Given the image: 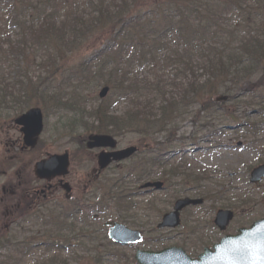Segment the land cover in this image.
<instances>
[{"label": "rangeland", "instance_id": "374dc122", "mask_svg": "<svg viewBox=\"0 0 264 264\" xmlns=\"http://www.w3.org/2000/svg\"><path fill=\"white\" fill-rule=\"evenodd\" d=\"M31 1L35 4L37 0ZM242 2V12L251 19L256 16V23L263 27L264 0ZM242 12H229L222 20L218 19V25L233 27L241 21ZM6 18V13L1 12L0 39H15L16 30L7 22L9 17L7 21ZM83 43L73 49L69 66L82 62H87L89 67L94 66L96 52L104 46L105 37L93 34ZM183 52L179 48L175 53ZM171 64L155 67L145 62L134 64L130 78L140 85L153 84L159 78L162 83H167L162 84H166L162 87L166 92L165 97L172 94L178 98L180 90H175L174 85L169 86V81L173 80L174 84L181 85L180 88L183 89L187 80L183 75L176 77L175 68ZM13 68L12 60L0 58V75H7L3 86L0 81V174L8 171L6 175L0 176V190L11 179L29 180L35 161L67 152L70 166L66 180L70 183L72 193L68 201L61 191L48 194V199L52 202L48 205L53 213H40L39 219L37 217L36 221L20 224V227L8 226L10 231L8 227L3 228L9 225L10 218L7 221L1 217L0 264H136V250L157 252L170 247L181 248L187 256L195 259L203 248H210L223 235L233 233L240 225L264 217V179L257 185L249 183L251 169L264 164V105L257 106L254 103L256 94L246 97L240 95L247 90L246 87L253 84L241 85L240 92L227 102H215L219 105L216 109L209 106L214 103L215 98L223 95L221 93L212 96L209 101L205 97L202 104H206L208 108L205 107L204 112L199 114L197 112L200 107L197 103L181 108L180 117L175 119L172 127H166L165 131L153 135L152 139L132 131L121 133L115 137L116 148L135 145L141 153L118 166H111L94 180L99 150H88L85 144L88 136L95 134L91 129L95 126L93 111L100 101L98 93L103 84L85 88L79 103L70 110H66V107L60 110L61 107L58 106H64V103L56 105L47 101L43 104L38 98L32 99V102L31 98H25L29 105H26L27 109L32 107L41 110L43 130L37 147L32 152L20 155L18 162L9 164L10 155L7 150L19 138L13 120L21 111L26 110L22 108L24 105L14 103L16 100H23L19 99L18 89L14 86L16 78ZM198 75L201 76L200 73ZM42 76L43 74L33 70L27 78H32L31 82H35L36 78ZM90 76L89 83L95 84L94 81L90 82ZM257 87L263 90L264 82L257 84ZM58 92L64 96L70 94V91L62 89ZM130 92L135 96L132 99L136 96H141V101L150 98L148 100L152 101L154 113H157L155 110L159 105V98L152 99L146 89H133ZM112 94L109 90L106 96L113 103L110 111L112 114L122 115L130 107L129 102L123 99L117 101V92ZM258 101L259 99L256 102ZM239 124H243L242 127H238ZM249 128L257 130L248 134ZM167 133L171 134V140L167 138ZM158 153H164L168 160L160 166L148 168L146 172L151 173V176L137 180L132 175H126L139 162L150 167V164L147 165L148 161L157 157ZM12 172L17 174L12 176ZM120 177L123 178L116 185L119 191L112 193V200L100 198L99 189L112 188L113 180ZM149 181H162L166 188L164 191L144 192L140 188ZM118 192L128 198L121 209L118 208L121 205H116L114 197ZM185 197L203 198L204 203L198 208L182 211L180 227L174 230H157L155 227L161 216L171 211L175 200ZM218 209H230L235 214L233 223L224 233H219L210 226ZM121 218L127 221L124 222ZM107 221L139 231L142 235L141 243L126 247L112 244L107 238L108 229L103 226ZM28 246L30 251L25 253L23 248Z\"/></svg>", "mask_w": 264, "mask_h": 264}, {"label": "trees", "instance_id": "16d2710c", "mask_svg": "<svg viewBox=\"0 0 264 264\" xmlns=\"http://www.w3.org/2000/svg\"><path fill=\"white\" fill-rule=\"evenodd\" d=\"M241 2L80 0L74 3L69 0H37L34 4L31 0H0V13H6L9 17L6 21L16 30L15 39H0V58L14 62V86L18 89L19 99L23 100L14 103L26 108L25 98H31V102L38 98L43 104L47 101L56 105L64 103V106H58L60 110L64 107L70 110L79 103L85 88L103 84L113 92L112 95L117 92V101L126 100L130 107L118 116L111 113L113 103L107 98L99 101L92 118L95 126L91 129L95 134L115 138L125 131H132L151 139L166 127H172L175 119L180 117L181 108L197 103L199 114L207 107L202 104L205 97L209 101L221 93L234 98L244 83L253 86L246 87L247 90L240 95L256 94L255 100L259 101L254 103L262 106L264 89L257 84L264 82V26L256 23V16L251 19L242 12ZM234 11L243 14L238 24L231 28L218 25L219 18L222 20ZM93 34L105 37L104 46L96 52L95 65L89 67L87 62H82L69 66L73 49L82 46L83 41H88ZM179 48L184 50L183 54L175 53ZM141 62L151 67L172 63L175 76L183 75L187 80L183 89L173 80L169 81V86L174 85L175 90H180L179 97L171 94L166 98L162 87L167 83L163 82L166 84L162 86L159 78L148 85L132 81L133 65ZM33 70L43 74L35 82L27 78ZM88 74L91 75L90 82L95 84L89 83ZM6 76L0 75L1 86L5 84ZM59 89L70 91V94H59ZM133 89H146L152 99L159 98L157 113H154L150 98L141 101V96H136L132 99L135 97L130 92ZM209 107L216 109L219 105L214 102ZM170 136L167 133L168 139ZM161 161L158 155L148 161L150 167L139 162L126 175L137 180L146 179L151 176L146 170L160 166ZM122 178L113 180L112 188L99 189L100 198L112 200L111 195L119 191L116 185ZM114 197L116 205H121L120 209L128 199L120 192ZM23 249L25 253L30 251L29 246Z\"/></svg>", "mask_w": 264, "mask_h": 264}, {"label": "water", "instance_id": "95a60500", "mask_svg": "<svg viewBox=\"0 0 264 264\" xmlns=\"http://www.w3.org/2000/svg\"><path fill=\"white\" fill-rule=\"evenodd\" d=\"M107 88L100 90L98 97L104 98ZM217 102L226 101V98H218ZM14 124L21 134L22 145L25 149H31L36 145L37 139L42 132V115L39 109H30L14 120ZM91 149H114L115 141L105 135L92 136L86 144ZM136 152L135 147H129L114 152H101L97 156L99 171L104 170L111 163H118L129 159ZM68 155H52L34 165L33 173L39 180L50 181L56 177H64L67 174ZM264 177V165L258 166L250 174V182L258 183ZM143 187H152L160 190L161 184H146ZM67 197L70 188L67 184L62 185ZM202 200L182 199L174 203L173 211L165 214L157 229L176 228L179 226V212L187 206H195ZM233 214L229 211H217L213 224L219 231H225ZM105 226L110 227L108 238L118 245H132L140 242L141 237L137 231L127 229L125 226L108 222ZM137 264H264V219L254 222L249 229H241L235 236H225L212 250L204 249L197 259L192 260L181 249L170 248L160 252L136 251Z\"/></svg>", "mask_w": 264, "mask_h": 264}, {"label": "flooded vegetation", "instance_id": "af4514ba", "mask_svg": "<svg viewBox=\"0 0 264 264\" xmlns=\"http://www.w3.org/2000/svg\"><path fill=\"white\" fill-rule=\"evenodd\" d=\"M31 150L33 151V149ZM32 151L26 149L24 150L22 142L20 141V138H18L14 143L10 144V147L7 150V153H9L10 155V157H8V163L10 164L18 162L17 159L20 155L24 153L27 154L28 152ZM7 172V170L2 171L0 176L6 175ZM16 174V172H12V176ZM67 176L63 179L62 182L68 183L70 185V183L66 180ZM11 180L14 183L10 181L8 182L7 186H2L0 190V219L1 217H3L8 221V217L10 218V220L8 221L9 225L3 228H6L8 226L10 228L20 227V224L35 221L39 213V209L45 204L51 203L48 199V194L61 191L62 185L59 178L51 180L49 182H44L36 179L33 176V173L29 180ZM68 200L69 198L67 199V201Z\"/></svg>", "mask_w": 264, "mask_h": 264}]
</instances>
